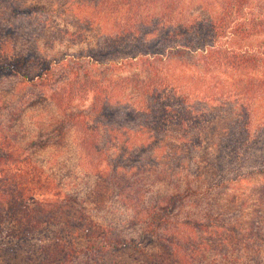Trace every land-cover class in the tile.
<instances>
[{"label":"trees","instance_id":"obj_1","mask_svg":"<svg viewBox=\"0 0 264 264\" xmlns=\"http://www.w3.org/2000/svg\"><path fill=\"white\" fill-rule=\"evenodd\" d=\"M26 1L0 84L44 107L0 98V264H264V0H90L106 29L54 59L10 39Z\"/></svg>","mask_w":264,"mask_h":264},{"label":"rangeland","instance_id":"obj_2","mask_svg":"<svg viewBox=\"0 0 264 264\" xmlns=\"http://www.w3.org/2000/svg\"><path fill=\"white\" fill-rule=\"evenodd\" d=\"M25 4L28 6L44 4L45 7L44 9L37 10L30 18L18 16V19L14 21L16 25L20 26V28L22 27L23 29H25L26 27H33L32 25H35L34 29L30 31L34 36H13L10 37L11 40H19L20 38L28 40V37H31L32 40L36 42L35 44L40 52V55L42 56V58L45 59H54L61 56L72 55L78 53L79 51L86 50V48L90 46L89 44H86V42L72 44L71 41H69V38L67 37H63V39L61 38V41H58L60 39H57V36H69L63 32L65 29L68 32H74L77 28L76 26H78L77 24L79 23L77 22V19L80 20L82 17H85L83 21L86 20V16L84 15L85 9L93 5L92 1L27 0ZM88 20L89 21L86 20V22H88L89 27H91L92 29L91 31H86V34L83 36H85L84 40H89L93 45L92 36H98L99 34L103 33L106 28H104L105 25L102 19L92 21V19L89 17ZM51 38L54 40V42L52 44H49V39ZM27 44L29 45V43ZM29 88L30 87L28 84H20L18 79H4L3 82L0 84V98L3 101L7 102L10 99L11 92L13 93L15 89V94L17 95V98L20 96L24 98L23 101L30 100L28 105H31V103H35L36 100L35 98H33L32 95L35 94L34 90H30ZM26 94H28V96H26ZM43 107L44 105L42 103L36 102L35 104H32L29 107V113L27 115V118L34 117L36 119L37 115L39 114V112L42 111ZM29 120L31 123H33V119ZM22 125L26 127L30 126L29 122L26 120L23 121ZM64 159H66V157ZM244 190L246 189H243V191Z\"/></svg>","mask_w":264,"mask_h":264}]
</instances>
